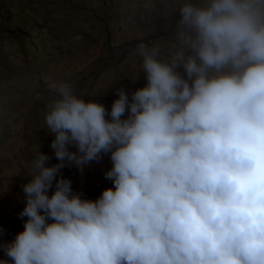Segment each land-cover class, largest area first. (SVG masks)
Listing matches in <instances>:
<instances>
[{"label": "clouds", "instance_id": "1", "mask_svg": "<svg viewBox=\"0 0 264 264\" xmlns=\"http://www.w3.org/2000/svg\"><path fill=\"white\" fill-rule=\"evenodd\" d=\"M172 2L171 39L135 45L145 83L110 109L47 82L56 162L39 145L0 264H264V0ZM102 153L114 187L82 198L61 169Z\"/></svg>", "mask_w": 264, "mask_h": 264}, {"label": "rangeland", "instance_id": "2", "mask_svg": "<svg viewBox=\"0 0 264 264\" xmlns=\"http://www.w3.org/2000/svg\"><path fill=\"white\" fill-rule=\"evenodd\" d=\"M175 7L169 0L171 25L178 18ZM164 25L160 0H0V144L16 126L30 128L34 140H43V152L52 157L49 163H55L49 146L53 136L42 127L44 102L53 95L47 82L71 83L83 98L110 109L117 88L131 90L145 83L135 45L141 39L170 40L171 28ZM18 150L17 157L0 154V167L7 166L5 174L0 168V229H6L0 230V243L11 241L26 219L19 215L25 204L23 189L10 181L25 177L20 169L10 168L25 153L22 147ZM111 167L110 154L102 153L79 168L63 167L61 175L77 193L81 179L95 178L84 197L95 200L105 188L114 187L105 178ZM0 259H9L2 249Z\"/></svg>", "mask_w": 264, "mask_h": 264}, {"label": "crops", "instance_id": "3", "mask_svg": "<svg viewBox=\"0 0 264 264\" xmlns=\"http://www.w3.org/2000/svg\"><path fill=\"white\" fill-rule=\"evenodd\" d=\"M17 128H13L12 131L9 133V135L5 136L3 139L4 142L0 144V154L3 153H12L15 154V157L19 155V150L18 148L22 147L25 149V153L21 158H15L14 161L10 163V168H15V169H20V171H23L25 174V177L23 179L16 178L12 179L10 181L12 185L17 186L16 188H22V185L27 181L29 178V173H30V163L33 159L38 154L39 151V145H40V150L43 152V140H34L32 136L30 135V128L26 130L24 126H16ZM23 132H26V134H22ZM24 127V128H23ZM42 131V129H39ZM18 132V134H16ZM10 136V137H9ZM43 139V136L41 137ZM40 138V139H41ZM1 168V173L5 174L7 166H2ZM10 171V170H9ZM3 182H6V179L2 180ZM95 178H89V179H81L78 183L79 187V194L82 196V198L87 195L86 192V187L90 185H95L96 184ZM9 181L7 182V185L9 186ZM1 184V183H0ZM10 187V186H9ZM13 187V186H12Z\"/></svg>", "mask_w": 264, "mask_h": 264}, {"label": "trees", "instance_id": "4", "mask_svg": "<svg viewBox=\"0 0 264 264\" xmlns=\"http://www.w3.org/2000/svg\"><path fill=\"white\" fill-rule=\"evenodd\" d=\"M0 230H1V232H4L6 229L2 227Z\"/></svg>", "mask_w": 264, "mask_h": 264}, {"label": "built area", "instance_id": "5", "mask_svg": "<svg viewBox=\"0 0 264 264\" xmlns=\"http://www.w3.org/2000/svg\"><path fill=\"white\" fill-rule=\"evenodd\" d=\"M90 169L92 170L93 168H92V167H90Z\"/></svg>", "mask_w": 264, "mask_h": 264}]
</instances>
